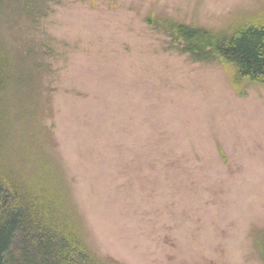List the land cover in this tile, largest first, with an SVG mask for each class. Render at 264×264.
Returning <instances> with one entry per match:
<instances>
[{
  "label": "rangeland",
  "instance_id": "rangeland-1",
  "mask_svg": "<svg viewBox=\"0 0 264 264\" xmlns=\"http://www.w3.org/2000/svg\"><path fill=\"white\" fill-rule=\"evenodd\" d=\"M263 9L3 0L14 74L0 90V167L42 177L54 165L108 263L264 264V85L239 94L225 64L193 60L147 22L219 30Z\"/></svg>",
  "mask_w": 264,
  "mask_h": 264
},
{
  "label": "trees",
  "instance_id": "trees-1",
  "mask_svg": "<svg viewBox=\"0 0 264 264\" xmlns=\"http://www.w3.org/2000/svg\"><path fill=\"white\" fill-rule=\"evenodd\" d=\"M147 22L193 60L225 64L239 94L244 83L264 85V9L219 30L153 13ZM12 64L0 40V90L14 74ZM69 204L54 165L42 177L1 166L0 264H112L93 251ZM258 245L264 259V237Z\"/></svg>",
  "mask_w": 264,
  "mask_h": 264
}]
</instances>
